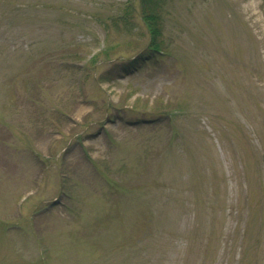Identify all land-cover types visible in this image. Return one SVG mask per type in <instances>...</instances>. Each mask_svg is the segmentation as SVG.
I'll return each mask as SVG.
<instances>
[{
    "label": "rangeland",
    "instance_id": "rangeland-1",
    "mask_svg": "<svg viewBox=\"0 0 264 264\" xmlns=\"http://www.w3.org/2000/svg\"><path fill=\"white\" fill-rule=\"evenodd\" d=\"M127 2L0 0V264H264V0Z\"/></svg>",
    "mask_w": 264,
    "mask_h": 264
},
{
    "label": "trees",
    "instance_id": "trees-1",
    "mask_svg": "<svg viewBox=\"0 0 264 264\" xmlns=\"http://www.w3.org/2000/svg\"><path fill=\"white\" fill-rule=\"evenodd\" d=\"M141 1H143V3H144V1H146V4H147L146 6H144V8H142L140 13L142 14L143 22L145 23L149 34H151V39H150L151 43H150V49L149 50L157 51L158 45H156L157 42L155 41V37L158 34L159 29L156 26V20L154 21L153 18L154 17L157 18L160 15H162L161 14L162 13V7H164V3H166L167 0H141ZM124 6H125L124 8L123 7L122 8L119 7V8L125 14H129V13L132 14L134 12L133 0H130V2H127ZM149 6H150V8H149ZM149 9L152 10L151 13H150ZM120 18H122V15H120ZM115 22H117V20H115ZM125 23H126V21H125ZM124 26L127 27V25H124Z\"/></svg>",
    "mask_w": 264,
    "mask_h": 264
}]
</instances>
